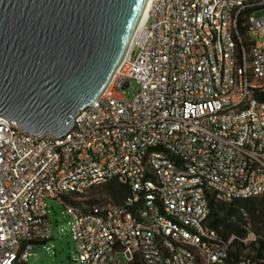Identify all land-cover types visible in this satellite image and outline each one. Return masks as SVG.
I'll use <instances>...</instances> for the list:
<instances>
[{
    "label": "built area",
    "instance_id": "obj_1",
    "mask_svg": "<svg viewBox=\"0 0 264 264\" xmlns=\"http://www.w3.org/2000/svg\"><path fill=\"white\" fill-rule=\"evenodd\" d=\"M260 10L264 0H153L66 137L0 119V264L27 263L52 238L47 198L72 217L80 264H122L119 253L128 264H227L237 237L208 225L210 196H264V44L240 29L264 38ZM111 182L127 192L120 203L73 200Z\"/></svg>",
    "mask_w": 264,
    "mask_h": 264
},
{
    "label": "water",
    "instance_id": "obj_2",
    "mask_svg": "<svg viewBox=\"0 0 264 264\" xmlns=\"http://www.w3.org/2000/svg\"><path fill=\"white\" fill-rule=\"evenodd\" d=\"M146 3L0 0V119L66 137L110 84Z\"/></svg>",
    "mask_w": 264,
    "mask_h": 264
},
{
    "label": "rangeland",
    "instance_id": "obj_3",
    "mask_svg": "<svg viewBox=\"0 0 264 264\" xmlns=\"http://www.w3.org/2000/svg\"><path fill=\"white\" fill-rule=\"evenodd\" d=\"M253 16L255 18L264 16V10L255 12ZM148 26L150 27L151 24H148ZM244 38L246 42L255 40L260 45L264 44V38H259L253 32H245ZM134 90V85L128 88V97L131 96ZM106 185L107 184L91 188L81 195L74 196L73 200L80 206H93L107 203L114 204L115 201L109 194ZM45 203L52 229V238L31 249L32 254H36V256L31 255L27 263L17 264H80L78 261L77 247L71 232L72 217L67 213L65 204L59 199L51 198H47ZM257 206H261L257 217H252L245 210L242 211L248 222L245 227L247 233L253 232L255 237L254 241H242L241 239L244 244L241 256L242 259H247L248 255L254 256L256 254L254 248L257 247L258 244L253 248L251 247L252 243L258 242L259 240L264 241V196L258 198ZM233 235L235 234H232L230 237ZM246 236L244 238H246ZM116 259L122 264H128L123 253L117 254Z\"/></svg>",
    "mask_w": 264,
    "mask_h": 264
},
{
    "label": "trees",
    "instance_id": "obj_4",
    "mask_svg": "<svg viewBox=\"0 0 264 264\" xmlns=\"http://www.w3.org/2000/svg\"><path fill=\"white\" fill-rule=\"evenodd\" d=\"M244 34L248 31L247 27H240ZM107 189L115 203H120L126 195L125 188L118 182L108 183ZM258 198L235 200L230 203L216 201L210 196V216L208 225L215 229L220 237L228 240L232 234L236 235V239L231 244V249L227 264H240L244 244L241 239L247 234V218L242 211H246L252 217H257L260 212V207L257 206ZM258 244L257 247H255ZM251 247H255L256 254L248 255L247 259L254 262H259L264 259V241L252 243Z\"/></svg>",
    "mask_w": 264,
    "mask_h": 264
},
{
    "label": "bare ground",
    "instance_id": "obj_5",
    "mask_svg": "<svg viewBox=\"0 0 264 264\" xmlns=\"http://www.w3.org/2000/svg\"><path fill=\"white\" fill-rule=\"evenodd\" d=\"M152 1H153V0H147V3H146V6H145V9H144V11H143V13H142V15H141V18H140L138 24H137V27H136V29H135V32H134V35H133L132 40L135 39V37H136V35L138 34L140 28L142 27V25L145 23L146 19L148 18V16H149V12H150V8H151V4H152ZM131 43H132V41H131Z\"/></svg>",
    "mask_w": 264,
    "mask_h": 264
}]
</instances>
